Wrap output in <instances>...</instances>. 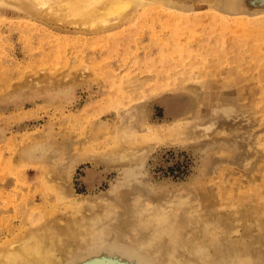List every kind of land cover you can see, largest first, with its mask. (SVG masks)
<instances>
[{
  "label": "rangeland",
  "instance_id": "rangeland-1",
  "mask_svg": "<svg viewBox=\"0 0 264 264\" xmlns=\"http://www.w3.org/2000/svg\"><path fill=\"white\" fill-rule=\"evenodd\" d=\"M143 1L95 30L0 0V252L264 264V0Z\"/></svg>",
  "mask_w": 264,
  "mask_h": 264
},
{
  "label": "bare ground",
  "instance_id": "bare-ground-1",
  "mask_svg": "<svg viewBox=\"0 0 264 264\" xmlns=\"http://www.w3.org/2000/svg\"><path fill=\"white\" fill-rule=\"evenodd\" d=\"M20 1L24 3L25 5H30L35 8L40 7V9L43 8L44 10L42 13L47 14L53 20H59V19L65 18L63 20H68L67 22L78 24V25H84L88 28H92L95 30L100 29L110 23L111 24L117 23L124 16H126V14L131 10V8L133 7V5L136 4V2H142V3L144 2L143 0H20ZM117 138L118 137H116L115 142H113L115 145H116ZM119 139H120V134H119ZM128 139L130 140V138ZM142 141H145V138ZM139 142L141 143V141ZM117 145L119 144L117 143ZM87 152H90V151H87ZM90 153H89L90 155H93L92 151ZM43 180H44V177H43ZM43 182L45 183V181ZM59 191L61 192V190H58L57 194H59ZM34 220L36 221L35 223H37L38 219L37 220L34 219ZM35 223H33L32 226ZM23 235L25 234L24 233L21 234V236ZM21 236L18 238V240H15L13 244L12 243L9 244L8 242V245H7L6 241L8 240L2 241L6 243L5 244L6 246L3 245L4 247L2 248V251L0 252V264H55L53 260L54 258L52 259L50 248L47 247L49 246V244L46 245L44 243V241L42 240L43 237L39 235L40 238L37 239L38 236H36V238L34 239L35 241L33 242L32 241L33 239L30 240V236L26 235L22 238ZM33 237H35V235ZM11 240H14V239H11Z\"/></svg>",
  "mask_w": 264,
  "mask_h": 264
}]
</instances>
